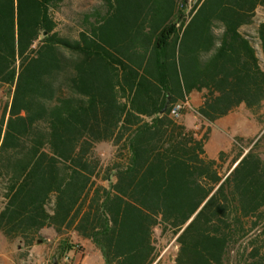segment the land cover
I'll return each mask as SVG.
<instances>
[{
    "label": "trees",
    "instance_id": "trees-1",
    "mask_svg": "<svg viewBox=\"0 0 264 264\" xmlns=\"http://www.w3.org/2000/svg\"><path fill=\"white\" fill-rule=\"evenodd\" d=\"M55 1L0 0V83L10 98L0 107V232L31 244L45 226L73 230L101 264H152L160 227L176 235L172 264H229L239 238L264 220V129L232 146L222 173L227 152H206L210 125L190 128L171 104L161 109L196 89L208 123L240 104L257 113L264 67L241 28L264 0H203L187 22L174 0L157 14L148 3L116 39L98 30L120 0L86 13L78 38L56 30ZM255 36L264 58V20ZM101 141L116 148L106 167Z\"/></svg>",
    "mask_w": 264,
    "mask_h": 264
},
{
    "label": "rangeland",
    "instance_id": "rangeland-1",
    "mask_svg": "<svg viewBox=\"0 0 264 264\" xmlns=\"http://www.w3.org/2000/svg\"><path fill=\"white\" fill-rule=\"evenodd\" d=\"M149 4L153 13L157 14L161 5L169 8L171 0H120L115 5V12L103 23L98 33L108 39L125 37V29L129 27L141 9ZM174 15L178 13V0H174ZM94 8H107L105 0H57L52 5L51 13L56 22V30L62 35L71 38H78L79 33L85 30V14ZM94 18H92V21ZM174 20L170 16L165 23ZM264 20V7L259 6L253 16L250 24L244 25L241 30L253 36L254 43L264 67V58L257 40L256 28L260 21ZM48 33L42 30L34 42L35 56H39L41 46L46 42ZM7 86L0 83V107L10 101L6 95ZM185 111H193L191 108H185ZM194 112V111H193ZM182 113V116H183ZM179 117V119L182 118ZM199 122V120L197 121ZM210 125L207 121L201 122L199 127ZM210 133L207 139V151L210 156L224 150L227 157L223 165L222 173L227 171L231 159V148L245 145L249 139L259 136L260 131L264 129V104L254 114L245 105L236 107L231 116L222 117L214 125H210ZM242 137L243 140H238ZM96 153L100 157L102 167L112 164L117 158L115 156V146L112 141H101L96 144ZM102 176L103 173H100ZM102 182V180H100ZM104 183V182H102ZM0 197V205H1ZM43 237L36 239L33 243L27 244L17 240H9L0 232V264H79L80 260L88 254L90 249L86 244L77 240L70 232H65L59 237L48 229L43 231ZM154 261L152 264H172L178 251L176 235L170 230L162 232L160 227H154L153 231ZM20 246L18 247V245ZM96 247V246H95ZM97 248V247H96ZM257 248L259 252L257 260L259 264H264V220L260 221L245 236L239 238L231 250V260L229 264H249L256 258H249L248 253ZM71 250H75L71 253Z\"/></svg>",
    "mask_w": 264,
    "mask_h": 264
},
{
    "label": "crops",
    "instance_id": "crops-1",
    "mask_svg": "<svg viewBox=\"0 0 264 264\" xmlns=\"http://www.w3.org/2000/svg\"><path fill=\"white\" fill-rule=\"evenodd\" d=\"M188 103L186 105L185 108H191L193 111H185L183 113L182 118L180 119L186 126L190 127V128H195L197 129L198 126L200 125L201 122H204L205 119H203L197 112L196 109L202 104L203 102V92L193 89L191 90L188 95ZM171 100V98H170ZM181 99H175L174 101H170V104L175 102V101H179ZM169 104V105H170ZM241 105V104H240ZM245 105V104H243ZM238 107V106H237ZM233 112V110L231 112H229L228 114L222 116V117H227V116H231V113ZM222 117L216 119L214 122L210 123V125H214L215 123H217L220 119H222ZM199 120V122H197ZM206 121V120H205ZM207 146V142L205 145V148ZM206 152L208 154L209 157L212 158H216L217 154H214L212 156L209 155L207 148H206ZM45 229H48V231H51L53 234L57 235L58 237L60 235L56 234L55 230L52 227L49 226H45L44 228H42L41 232L43 233V231ZM70 232L75 236V238L79 241H81L82 243L86 244L87 247L90 249V251L88 252L87 255H85L79 262V264H101L103 261L102 258V254L100 252V250L98 248L95 247V244L92 242V240L90 238L87 237H82L79 236L78 234H76V232H74L73 230H70ZM75 250H71L70 252L73 253Z\"/></svg>",
    "mask_w": 264,
    "mask_h": 264
},
{
    "label": "built area",
    "instance_id": "built-area-1",
    "mask_svg": "<svg viewBox=\"0 0 264 264\" xmlns=\"http://www.w3.org/2000/svg\"><path fill=\"white\" fill-rule=\"evenodd\" d=\"M203 0H178V5L182 11L183 19L187 22L192 15L196 12L198 7L201 5ZM181 22H178L177 26L179 27ZM188 98L186 97L184 100H179L171 103L169 107V113L174 118L181 117L187 103Z\"/></svg>",
    "mask_w": 264,
    "mask_h": 264
},
{
    "label": "water",
    "instance_id": "water-1",
    "mask_svg": "<svg viewBox=\"0 0 264 264\" xmlns=\"http://www.w3.org/2000/svg\"><path fill=\"white\" fill-rule=\"evenodd\" d=\"M170 97H168L167 98V100H166V102H165V104H164V106H163V108L161 109V112H164V111H166L167 109H168V106H169V104H170ZM237 164V162L234 164V166ZM21 242V240H19V243ZM20 246V244L18 245V247Z\"/></svg>",
    "mask_w": 264,
    "mask_h": 264
}]
</instances>
